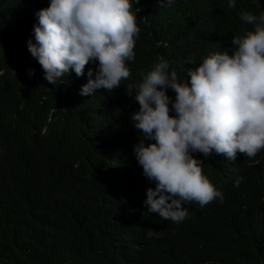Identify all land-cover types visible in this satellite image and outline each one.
<instances>
[{
  "label": "trees",
  "instance_id": "obj_1",
  "mask_svg": "<svg viewBox=\"0 0 264 264\" xmlns=\"http://www.w3.org/2000/svg\"><path fill=\"white\" fill-rule=\"evenodd\" d=\"M32 1L0 0V264H95L101 253L123 259L120 250L106 245L109 238L99 226L136 206V199H146L155 184L144 174L125 190L107 182L97 162L104 159L101 144L112 139V145L127 151L139 142L131 117L139 110L132 95L141 73L163 57L169 72L188 81L189 69L218 51L231 52L233 37L254 29L239 14L259 16L264 0H236L233 9L227 7L229 0H174L171 5L132 0L133 11L140 8L141 31L135 59L126 62L131 76L111 93L97 89L89 96L80 90L98 62L86 65L83 76L70 71L56 85L40 82L37 59L28 50L34 36L22 32L25 14L36 10ZM30 69H35L31 76ZM73 94L77 102L69 97ZM168 94L175 99L174 91ZM58 96L61 100L53 99ZM37 124L48 126L46 150L30 139L40 138ZM259 153L253 159L238 153L235 161L215 151L207 158L195 153L224 202L217 198L191 207L190 214L198 216L180 223L161 219L165 234L154 239L160 248L132 250L129 264H264V150ZM237 178H242L238 187ZM140 220L154 222L149 216ZM182 241L195 246L180 258Z\"/></svg>",
  "mask_w": 264,
  "mask_h": 264
},
{
  "label": "clouds",
  "instance_id": "obj_2",
  "mask_svg": "<svg viewBox=\"0 0 264 264\" xmlns=\"http://www.w3.org/2000/svg\"><path fill=\"white\" fill-rule=\"evenodd\" d=\"M173 2L167 0L168 5ZM32 4L36 10L25 14L22 32L28 30L34 36V41H28V50L37 59L40 82L56 85L70 71L83 76L90 62H98V66L88 69V82L82 86L81 95H92L97 89L111 93L122 80L130 78L126 62L135 59V43L141 31L137 23L140 8L133 11L132 0H33ZM227 7L235 8L236 0H229ZM239 15L242 21L254 24V29L233 37L231 52L218 51L189 69L188 81L178 79L176 71L169 72V62L161 57L150 71L141 73L135 95L129 86L127 93L139 104L131 119L140 140L127 151L112 145V139L105 140L107 145L102 143L99 148L104 159L97 162L105 180L124 190L137 185L143 174L155 186L147 189L146 199H136V206L99 226L109 238L106 245L120 250L123 259L101 253L93 263L129 264L132 250L160 248L154 239L165 234L162 220L180 223L198 216L190 214L191 207H204L217 198L224 202V194L203 171L204 160L195 153L207 158L215 151L231 161L238 153L246 159L261 157L264 12L256 16L243 11ZM157 39L161 42L162 35ZM2 40L0 36L1 45ZM193 62L190 58L189 63ZM34 72L30 69L29 75ZM168 89L175 92L174 100ZM69 97L77 102L76 94ZM55 108H50L48 120ZM37 126L40 131H34L39 140L30 139L38 150H46L50 142L48 126ZM241 179H236L235 186ZM146 216L154 222L139 221ZM194 246L182 241L180 258L190 254Z\"/></svg>",
  "mask_w": 264,
  "mask_h": 264
}]
</instances>
